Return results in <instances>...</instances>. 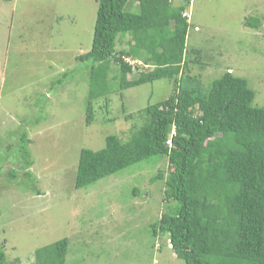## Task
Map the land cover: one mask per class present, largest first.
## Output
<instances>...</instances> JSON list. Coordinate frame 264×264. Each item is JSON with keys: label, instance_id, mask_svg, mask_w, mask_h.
I'll list each match as a JSON object with an SVG mask.
<instances>
[{"label": "rangeland", "instance_id": "obj_1", "mask_svg": "<svg viewBox=\"0 0 264 264\" xmlns=\"http://www.w3.org/2000/svg\"><path fill=\"white\" fill-rule=\"evenodd\" d=\"M98 8L99 0H0V247L6 264H37L39 248L66 237V264H187L169 236L152 229L168 204L163 180L155 179L167 173V158L75 185L83 148L102 149L111 134L129 140L145 122L138 110L173 90V81L162 78L120 91V67L111 61L110 103L93 100L95 120L87 123L90 64L77 56L92 48ZM127 9L139 12V1ZM185 12L192 73L209 87L230 70L248 80L254 103L264 106V0H191ZM249 18L260 24L247 26ZM127 39L118 49L128 47ZM24 134L31 140L30 168Z\"/></svg>", "mask_w": 264, "mask_h": 264}, {"label": "trees", "instance_id": "obj_2", "mask_svg": "<svg viewBox=\"0 0 264 264\" xmlns=\"http://www.w3.org/2000/svg\"><path fill=\"white\" fill-rule=\"evenodd\" d=\"M130 1L99 0L92 48L77 56L90 64L87 123L95 120L93 100L110 103L111 61L120 67V91L162 78L173 81V90L138 110L145 122L129 140L111 134L104 148H83L76 187L153 157L167 158V173L161 170L155 179L163 180L168 204L153 232L167 234L187 264H264V106L254 103L248 80L230 70L209 87L192 73L185 15L191 0H138L139 12L127 9ZM258 19H246V25L256 27ZM127 36L128 47L118 49ZM129 58L143 64L134 66ZM136 68L138 77L129 79ZM30 142L24 134L27 168L34 163ZM69 243L66 237L39 248L37 264H66ZM6 262L2 245L0 264Z\"/></svg>", "mask_w": 264, "mask_h": 264}, {"label": "clouds", "instance_id": "obj_3", "mask_svg": "<svg viewBox=\"0 0 264 264\" xmlns=\"http://www.w3.org/2000/svg\"><path fill=\"white\" fill-rule=\"evenodd\" d=\"M185 15H187V16H189L188 14H187V12H185ZM132 63V62H131ZM147 66V65H146Z\"/></svg>", "mask_w": 264, "mask_h": 264}]
</instances>
